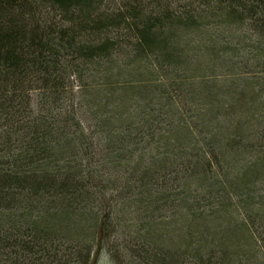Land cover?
Here are the masks:
<instances>
[{
    "label": "trees",
    "instance_id": "trees-1",
    "mask_svg": "<svg viewBox=\"0 0 264 264\" xmlns=\"http://www.w3.org/2000/svg\"><path fill=\"white\" fill-rule=\"evenodd\" d=\"M264 264V0H0V264Z\"/></svg>",
    "mask_w": 264,
    "mask_h": 264
},
{
    "label": "rangeland",
    "instance_id": "rangeland-1",
    "mask_svg": "<svg viewBox=\"0 0 264 264\" xmlns=\"http://www.w3.org/2000/svg\"><path fill=\"white\" fill-rule=\"evenodd\" d=\"M102 255L103 256H101V259L98 261V264H113L107 253H102ZM1 264H4V262H2ZM71 264H75V263H71Z\"/></svg>",
    "mask_w": 264,
    "mask_h": 264
}]
</instances>
